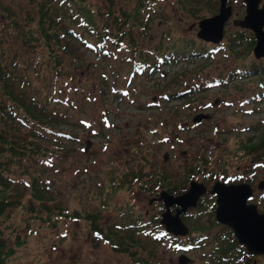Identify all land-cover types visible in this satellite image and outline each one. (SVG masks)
Listing matches in <instances>:
<instances>
[{"label":"rangeland","instance_id":"obj_1","mask_svg":"<svg viewBox=\"0 0 264 264\" xmlns=\"http://www.w3.org/2000/svg\"><path fill=\"white\" fill-rule=\"evenodd\" d=\"M92 1L98 3L101 10L108 3V0ZM113 1L114 5L130 7L137 0ZM143 3L141 16L144 23L132 28L135 40L132 50L121 45V49L116 51L106 43L108 50L102 56L100 44L93 46L88 40V36L93 34L90 36L82 31L77 22L66 21L84 36L80 33L81 42H69L73 51L69 55L73 54L76 59L73 62L67 56L63 57L62 74L55 72L51 61H47L40 49L30 54L32 60L48 68L44 81L36 78L33 80L35 85L30 88L35 86L50 101H58L54 107L66 114L71 124L57 125L61 126V132L57 133L61 140L58 146L54 135L47 134L48 140H40L48 143L50 148L60 149L58 153L47 151L52 155L42 161L39 159L37 164L29 157L22 164L12 166L9 174L13 180L22 177L29 181L28 172L38 175L37 170L42 171L47 180L48 194L44 200L46 208L43 209L39 205L41 202L30 198L29 192L24 190L23 202L27 208L13 206L10 216L0 219L1 226L11 223L13 233L19 232L26 239L5 264H131L128 254L115 250L99 234L91 232L89 220L62 217L56 214L58 208L99 212L96 221L102 227L128 226V220L139 215L146 219L133 248L147 261L151 264H179L177 256L181 253L190 259L185 264H198L203 251L208 249L207 244L195 249L177 250L171 247V242H174L171 236L159 237L148 231H163V225L157 219H151L158 217L161 210L159 201L148 202L155 192L142 191L137 185L131 190L119 187L104 201L105 189L102 191L101 184L107 181V171L115 168L118 175L126 174V169H135L143 161L138 162L140 155L146 156L153 164L149 180L155 178V171L159 169L172 180L186 178V187L190 178H182L185 169L203 154L207 171L239 175L241 181L252 186L250 201L256 203L259 211L264 209V196L260 195L264 191V183L260 188L256 186L258 181H264V157L261 164H255L245 154L230 153L234 146H239L253 132L256 136V132L264 127V56L255 58L252 55L253 43L248 45L252 39L254 42L252 31L231 23L233 17L243 16L244 1H227L231 15L217 42L203 41L195 35L197 20L216 12L217 0H146ZM4 7L22 19L23 16L27 18L28 13L37 12L36 0H0V9ZM238 31L240 37L232 41V46L229 45V37H234ZM177 36L201 41L203 47L213 46L209 50V58H205L207 61L204 62L201 54L162 63L153 49L158 45L168 46V40ZM5 40L16 44L10 36ZM136 49L138 53L147 51L146 60L150 64L156 63V67L139 62L140 58L134 56L137 51L132 52ZM4 55L10 58L12 52ZM246 67H254L256 71L251 75H234L235 71ZM138 68L141 72L136 71ZM85 89L92 90L90 98L86 97ZM176 90L178 92L175 93ZM200 112L208 113L209 118L192 123V115ZM206 174L201 176L195 172L191 178L209 185L213 181L211 178L208 180ZM215 198V193L206 192L199 206L188 208L186 214L181 213L185 215L182 219L185 226L189 227L190 222L197 219L204 220L214 206ZM33 206L40 209L45 217L56 219L54 224L33 219ZM200 209L206 211L201 212ZM187 233L173 236L186 241ZM196 233L191 232L190 235ZM146 253L151 256L144 255ZM251 256L252 264H264V255Z\"/></svg>","mask_w":264,"mask_h":264},{"label":"trees","instance_id":"obj_2","mask_svg":"<svg viewBox=\"0 0 264 264\" xmlns=\"http://www.w3.org/2000/svg\"><path fill=\"white\" fill-rule=\"evenodd\" d=\"M143 2L146 0H137L132 6L125 7L127 5H114L113 0H108L101 10L98 3L92 0H36L37 12L28 13L27 18L23 16L24 19L12 15L8 8L0 9V219L8 218L10 212L13 211V206L27 208L23 202L24 190L29 192L30 198L40 201L39 205L43 209L46 208L44 200L48 194V184L42 171L37 170L38 175L28 172L29 181H25L22 177H16L13 180L9 173L14 164H22L29 157L33 158L34 163L37 164L39 159L42 161L52 155L47 154V151L58 153L60 149L50 148L48 143L40 140H48L47 134H51L56 137L54 141L58 146L61 140L60 137H57V132L60 131L61 126L57 127V125L60 123L71 124L67 115L60 112L58 107H54L58 101H50L47 95L41 94L35 86L30 88L35 85L33 80L36 78L43 82L44 74L48 70L47 67L43 68L40 62L32 60L30 54H35L36 50L40 49L47 61L48 59L51 61V67L55 72L62 74L63 57L67 56L73 62L76 59L73 54L69 55L73 52L69 42H81L80 33L84 36L81 31L74 30L66 21L69 23L80 21L82 31L84 30L90 36L93 34L92 37L88 36L92 45L100 44L102 56H105L108 50L105 46L106 43H110L116 51L121 49V45L132 50L135 46V40L131 33L132 28L144 23L141 16L144 9ZM7 36L12 37L16 44L5 40ZM239 37V31L234 34V37H229L231 42L229 45L232 46V41ZM168 42V46L158 45L153 49L162 63H167L171 59L184 60L189 56L201 54L204 55V62H206L211 54L209 48L201 45L202 42H195L180 36L170 39ZM87 43L91 45L90 42ZM252 43L253 39L248 45L251 46ZM168 48L170 50L166 52ZM136 51L137 54L134 56L140 58L139 62L146 63L153 68L156 67V63L150 64L146 60L148 58L147 51L138 53V49H136L132 52ZM157 51L161 53H157ZM6 52H12V57L6 58L4 55ZM151 57L153 58L152 55ZM246 68L235 71L234 75H251L252 71H256V69ZM72 78L73 76L70 75L69 79L72 80ZM85 92L86 97L90 98L92 90L85 89ZM24 125L27 126L26 129H24ZM254 130H257V127ZM256 134L253 136L255 135L253 132L246 140L240 142L239 146H234L230 151L231 155H235L237 152L241 155L245 154L252 162H260L264 157V127ZM222 140L226 142L225 137H222ZM136 155L138 156L137 153ZM141 160L143 161L137 168L126 169V174L118 175L115 168L107 171V181L101 184L102 191L105 189V202L119 187L131 190L134 185L145 192L154 193L164 189L169 193L176 194L185 189L186 178L184 177L191 178L195 172L201 176L207 173L206 176L208 180L211 178L210 181L230 178V174L227 173L207 171L205 168L207 161L204 155L200 154L185 169L183 180H172L168 174L156 169L155 178L151 181L148 176L153 164L148 161L146 156L140 155L138 162ZM230 179L241 181V178L234 175ZM28 200L30 201V199ZM199 204L197 202L196 206ZM212 206L204 221L190 222V231L197 233L194 236L189 234L186 248L195 249L199 245H208V249L203 251L198 264H252L253 256L247 255L244 248L237 244L231 231L226 226H218L214 222L211 217ZM31 208L33 219L54 224L56 219L50 216L45 217L40 209L34 206ZM56 214L67 218L89 220L91 232L99 234L115 250L128 254L131 264H151L141 253H138L136 248H133V245L137 244L136 238H140L137 233L141 235L140 230L145 224V219H141V216L130 218L126 224L128 226L117 224L102 227L100 222L96 221L99 212L90 213L76 209L58 208ZM151 219L156 221L157 218L152 217ZM12 227L11 223L0 225V264H5L26 241L25 236L19 232L13 233ZM7 228H9L8 232H6ZM161 236L163 235H159V237ZM174 241L182 242L181 239H174ZM183 243L185 244V242ZM186 248L183 250H187ZM144 255L151 256L148 253Z\"/></svg>","mask_w":264,"mask_h":264},{"label":"water","instance_id":"obj_3","mask_svg":"<svg viewBox=\"0 0 264 264\" xmlns=\"http://www.w3.org/2000/svg\"><path fill=\"white\" fill-rule=\"evenodd\" d=\"M244 14L241 18H232L231 22L240 28L250 29L254 35L252 54L255 58L264 56V0L258 6L260 0H243ZM227 0H218V9L212 15L200 18L197 21L198 29L195 34L198 38L217 42L223 35L222 26L231 14V6ZM205 113H197L192 121H200L207 118ZM263 186V180L257 183V187ZM205 185L191 180L187 190L181 194L172 195L164 191L159 192L156 200L163 203V211L160 213L159 222L165 230L174 235H184L187 227L180 218L188 206L194 205L197 198L205 191ZM251 186L246 182L224 183L215 180L209 189V193H215L214 219L229 227L239 245H243L248 254L264 255V210L259 212L256 204L247 202L251 197ZM154 198L149 199L151 202ZM175 206L173 212L170 207ZM187 257L179 255L177 262H187Z\"/></svg>","mask_w":264,"mask_h":264},{"label":"bare ground","instance_id":"obj_4","mask_svg":"<svg viewBox=\"0 0 264 264\" xmlns=\"http://www.w3.org/2000/svg\"><path fill=\"white\" fill-rule=\"evenodd\" d=\"M225 24V23H224ZM224 24H223V26H222V32L224 31ZM259 65V64H258ZM264 65V64H263ZM263 65H261V67L263 66ZM260 66V65H259ZM252 67V66H251ZM254 68V67H253ZM252 68V69H253ZM256 68H257V66H256ZM262 68H264V66L262 67ZM247 69V68H246ZM263 72V71H262ZM251 74H253V73H251ZM264 74V73H263ZM263 82H264V80H263ZM221 84V83H220ZM223 85V84H222ZM197 86V85H196ZM264 86V85H263ZM221 87V86H220ZM194 88H195V86H194ZM224 88V87H223ZM192 89V88H191ZM201 93V92H200ZM185 96V95H184ZM169 97V96H168ZM252 99V98H251ZM257 100V99H256ZM253 101V100H252ZM248 102V101H247ZM246 103V102H245ZM257 109V108H256ZM197 202L198 201H196L195 202V204L194 205H191V207H194V206H196V204H197Z\"/></svg>","mask_w":264,"mask_h":264}]
</instances>
